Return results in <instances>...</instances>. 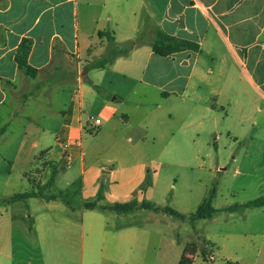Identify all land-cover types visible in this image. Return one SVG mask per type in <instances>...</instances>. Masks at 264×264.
<instances>
[{
  "label": "crops",
  "instance_id": "0c3cea01",
  "mask_svg": "<svg viewBox=\"0 0 264 264\" xmlns=\"http://www.w3.org/2000/svg\"><path fill=\"white\" fill-rule=\"evenodd\" d=\"M159 31L198 50L162 56ZM139 37L93 67L112 42ZM24 40L35 78L16 62ZM0 144L5 183L33 189L29 173L44 162V186L57 167L45 191L54 199L9 203L28 189L0 197L4 264H138L154 236L159 252L173 250L158 262L179 264L187 246L171 237L187 223L203 231L212 264H264V207H245L264 197V0H0ZM228 161L239 164L233 181L209 195ZM207 198L219 212L194 222L104 209L133 200L198 209ZM27 200L38 203L29 216L14 209ZM19 228L32 240L17 243ZM189 258L209 264L198 249Z\"/></svg>",
  "mask_w": 264,
  "mask_h": 264
},
{
  "label": "trees",
  "instance_id": "16d2710c",
  "mask_svg": "<svg viewBox=\"0 0 264 264\" xmlns=\"http://www.w3.org/2000/svg\"><path fill=\"white\" fill-rule=\"evenodd\" d=\"M99 35L101 36H106L108 35L107 33H100ZM109 40L111 38L109 37ZM113 41V40H111ZM143 43V38L139 37L136 40L127 42L123 44L122 46L115 44L114 42L111 43L110 45V50L107 54V56L102 59L100 62L93 64V67L95 68H104L106 65L112 63L117 57L127 54L129 51L133 50L136 48L138 45ZM32 49V42L29 40H24L21 45L18 48L17 54H16V62L19 66V69L28 77L35 78L38 74V70L32 68L29 65V55L31 53ZM153 49L156 53L162 55V56H169L173 53L184 51L187 49H193V50H198V47L195 44H192L188 41L185 40H180L171 36H168L167 34L159 31L157 34V39L153 44ZM98 89V88H97ZM51 177L48 180V183L45 186H40L37 189L31 192H25L22 194H17L14 197H12L9 201V203H16L19 201H23L26 199L30 198H43L46 200H52L55 197L53 196H47L45 194V191L49 188H51L56 180L57 176V167L55 164H51ZM151 184L150 179H147L143 187H148ZM101 187V193H102V188ZM216 193V188L213 189V194ZM85 208H90L94 209L97 207L96 203L94 202H87L84 205ZM245 207H255V208H261L264 207V197H260L258 199H255L247 204H245ZM104 209H110L118 213H130L139 209H144V210H153L155 212H163L165 214H168L169 216L175 218V219H180V220H186L189 219L190 221L194 222L197 220H209L212 219L218 212L219 210L215 209L212 206L211 199L207 198L196 210L195 213L189 214V215H183L180 214L179 212L173 210L170 207H161L159 205H156L154 203L150 202H143L141 204H138L137 201L133 200L128 203L124 204H114L112 206H109L108 208ZM235 209V207L230 208ZM201 245L199 247L204 259L208 263H213L214 260V251L212 247L209 245V243L205 240V238L199 237ZM190 245L193 247L192 252H189V247ZM187 245L184 255L180 261L179 264H192V259L189 258V254L192 255L197 250V246L190 244Z\"/></svg>",
  "mask_w": 264,
  "mask_h": 264
},
{
  "label": "rangeland",
  "instance_id": "374dc122",
  "mask_svg": "<svg viewBox=\"0 0 264 264\" xmlns=\"http://www.w3.org/2000/svg\"><path fill=\"white\" fill-rule=\"evenodd\" d=\"M109 50H110V48H109ZM57 71L58 72L55 73V76H57L60 73L61 70H57ZM60 76L61 75H59L58 77H60ZM24 117H27V116H24ZM18 137H19V135L17 137H14V138L10 139V147H12V148L14 147V143H16V140H19V138H20V137L19 138ZM220 146H222V145L220 144ZM1 147H2V145L0 144V149H1ZM42 156H43V154H41L40 159H43ZM1 164H2V166L0 168L3 169L5 167L7 169L8 165H6V164H4L2 162H1ZM36 164L40 165V162H36ZM43 165H44V162L42 163L41 166L35 167L29 173V175H30L29 176V180L31 182L30 184L33 185V186L34 185L36 186V187H32L33 189L28 187V183H27L26 188H25L24 184L22 185L21 183H18V184L17 183H12L13 180L10 181V183H7V181L5 183V178L7 180V175L4 174L5 173L4 171L0 172L1 173L0 174V197L4 198L6 195L12 193L13 189H16V190H19V191H24L26 189L31 190V191L38 190L37 188L40 187L39 182H41V177H42L41 176V172L43 171V169H42ZM237 165H239V164H237ZM237 165L233 164L231 161H228V165L227 166L229 167V173L227 175H225V179H224L225 183L221 184L220 187H218L217 186V182H215L213 184V186H212V189L209 192V195L213 194V189L214 188H216V192L226 189L228 184L233 181L232 176H233L234 172L236 171ZM172 183H175V182L174 181H169L168 182V186H170ZM176 187H177V190L174 191V192L172 191V188H169V195L170 196H172V194L175 193V192H177V193L179 192L180 193V191H181V182L176 184ZM72 190L75 191V190H77V188L74 187ZM31 191H29V192H31ZM225 195L226 194H224V196ZM250 195H252V196H249V197H257V196H255V194H250ZM71 197H74V196H71ZM249 199H251V198H249ZM0 202H1L0 203V249L1 250H6V249H8V244H7L8 242L5 239V234H4L5 226H4V222L2 220L3 219L2 216L6 213V209L7 208L5 207V204L3 203V201H0ZM37 204L38 203L36 201L27 200V202H20L18 204V206L16 205V208H14V209L15 210L17 209V211L20 212V214H22V215L24 213L27 216H29V215H32L35 212V209L38 206ZM170 207H172L173 209L177 210L180 213H182V211H185V212L188 211L189 214L194 213L196 211V209H197L193 204L189 205V204H186L184 202H182V203L179 202L177 204L176 208L173 207V206H170ZM188 213L185 214V215H189ZM186 221H190V220L186 219ZM178 222L179 221H176V223H178ZM200 224H204V223L201 222ZM30 225H32V223L30 224L27 221V228L30 227ZM20 228H19V233L16 236V242L19 243L21 241H24V244H26L25 240L30 241L29 239L32 240L33 236L32 237H28V236L26 237V235L23 233V231ZM184 229H185V231H184ZM196 229L197 228H195L194 225H191L190 223H187L185 225V227L183 226L179 231L178 230L174 231L172 233L173 236L171 238L181 240L182 243L185 244L186 246L190 245V244L196 245L197 249L200 250L199 247L201 245V242L199 240L200 239L199 237H201V238L202 237L205 238V237H204V233H203L202 230H199V229L196 230ZM184 234L185 235L187 234V235L185 236ZM159 244H160V238L157 237V236H154L151 239V245L148 248V250H145L142 253L141 252L138 253V255H139L138 264H160L158 262V256L157 255L165 253V254H169L171 256L173 254L172 248H170V247L167 248L165 244H164V247L166 249L161 246V248L163 249V252L162 253L159 252V250H158ZM192 250H193V247L190 245L189 252H192ZM4 261H5L4 258L0 256V264H4ZM209 264H211V263H209Z\"/></svg>",
  "mask_w": 264,
  "mask_h": 264
},
{
  "label": "built area",
  "instance_id": "2783aa9c",
  "mask_svg": "<svg viewBox=\"0 0 264 264\" xmlns=\"http://www.w3.org/2000/svg\"><path fill=\"white\" fill-rule=\"evenodd\" d=\"M94 122H95L96 124H99V123H100V120H99V119H96ZM69 163H70V159H69Z\"/></svg>",
  "mask_w": 264,
  "mask_h": 264
}]
</instances>
